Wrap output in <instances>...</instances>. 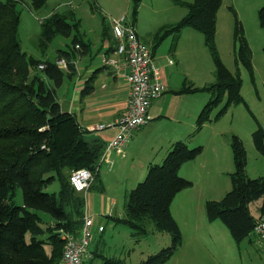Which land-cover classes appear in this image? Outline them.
Masks as SVG:
<instances>
[{"label":"trees","instance_id":"1","mask_svg":"<svg viewBox=\"0 0 264 264\" xmlns=\"http://www.w3.org/2000/svg\"><path fill=\"white\" fill-rule=\"evenodd\" d=\"M170 1L187 7V13L176 22L160 26L155 38L159 41L173 33L176 40L183 27L195 28L204 33L205 43L216 66L214 82L201 87L183 85L177 90V93L199 90L211 93V98L196 118L197 131L205 122L220 118L231 104L241 102L247 105L240 94L239 72L232 73L227 69L214 45L216 14L221 0ZM45 2L30 0L34 8H40ZM16 4V0H0V264H58L63 250L59 232L70 230V204H74L81 219L70 233L80 229L85 214L84 196L70 184V171L82 167L91 170L93 181L88 189L102 190L98 163L105 143L98 138H87L86 129L72 113L62 110L56 99V88L62 84L64 75L72 70V56L85 53L89 42L83 39L80 22L72 10L54 11L41 22L38 46L44 51L59 34L72 36L73 51L57 49L54 60L28 56L21 50L18 41L19 12ZM258 20L264 26V5L258 10ZM102 30L104 38L109 29L103 27ZM236 42L239 44L238 48H234L235 62L242 63L253 77L251 50L238 21ZM150 48L153 53L154 43ZM111 49L109 47L107 51ZM61 58L66 61L67 72L56 63ZM40 63L45 64L39 69L41 75H31ZM94 79L95 73L84 83L81 96L93 91ZM225 95L224 105L211 119L212 111ZM252 137L257 151L264 154V130L259 124ZM230 146L235 167L229 174L231 188L220 199L206 200L205 211L209 221L220 220L233 240L239 242L253 234L255 221L264 216V175L248 177L246 150L237 135L231 134ZM201 152L202 145L190 148L183 140L171 143L163 160L150 163L144 179L127 192L123 215L112 217L117 223L127 225L136 240L152 231L170 234V245L139 264H163L181 245V230L170 205L177 192L192 185L191 180L179 175L180 166L195 159ZM66 170H69L67 182ZM55 180L59 184L58 192L46 191L45 188ZM17 187L22 190L21 205L13 202ZM259 199V216L255 218L249 204ZM39 211L48 214L49 220H43ZM149 224H152V229L148 228ZM91 252L92 257L84 264H90L94 258V250ZM100 264L127 263L119 257L103 256Z\"/></svg>","mask_w":264,"mask_h":264},{"label":"rangeland","instance_id":"2","mask_svg":"<svg viewBox=\"0 0 264 264\" xmlns=\"http://www.w3.org/2000/svg\"><path fill=\"white\" fill-rule=\"evenodd\" d=\"M16 1V8L19 12L18 41L21 50L30 57L39 60H54L57 49L73 51L72 36L64 37L59 34L50 41L44 51L38 46L41 22L54 11L62 12L70 9L74 12L76 19L80 22L79 30L83 33L82 37L84 40L90 41L92 50L101 44L103 27L108 30L112 19L124 16L128 23L133 22L132 25L136 28L139 40L147 43L149 47H152L154 43L155 50L168 51V47L170 49L171 46H176L178 41L177 50L181 55V66L196 68L199 80L204 79L206 85L215 81L216 66L205 43L204 33L185 26L178 34V36L182 34V39L177 37L174 40L173 33L165 35L159 41L155 38L156 30L160 26L176 22L187 13L185 6L176 5L170 0H46L43 6L34 8L30 0ZM263 5L264 0H221L217 10L214 45L219 58L227 69L232 73L239 72L240 94L247 106L241 102L231 104L220 118L214 120L212 131L221 130L222 126L229 129L227 134L222 135L223 137L226 134L229 142L226 145V154L224 147L220 146L219 156H215L214 151L217 148L210 138L209 129L200 135L201 142H194L189 146L192 148L202 145V152L195 158V163H191L195 164V168H189L187 174L191 178L196 177L197 180L192 183L194 186L191 185L180 190L182 193L171 202L170 210L181 230L182 242L163 264H264V242L256 234H251L254 237L253 241L246 237L235 242L228 228L220 220L209 221L206 217L205 201L220 199L231 188L230 179H228L227 190L220 186L208 188L215 182L223 180L226 172L217 175L215 171H212L209 178L202 176V166L225 162L226 157L230 160V164L227 165L230 167L233 165V169H235L230 146L231 134H235L241 139L246 150L245 168L248 177L255 178L264 175V154L257 151L252 137L258 124L264 130V26H261L258 20V10ZM237 21L241 23L243 35L251 50L253 77L242 63L236 64L235 62L234 48H238L239 44V42L235 43ZM172 43L174 44L172 45ZM94 61L98 63L99 59L95 57ZM169 61L174 63L172 57ZM34 73L41 75V71L36 68L31 71V75ZM46 82L51 83L50 80H46ZM199 92H206L211 96L208 91ZM225 101L226 95L211 115H214ZM84 129L87 132L90 131L88 128ZM197 160L201 161L202 165H196L198 164L196 162H199ZM104 170V166L101 167L102 183L104 182L105 189H108L115 197L113 205L115 210L111 208L113 216L123 215L127 192L142 181L145 176L138 178L140 180L138 182L133 179L127 182L126 179V186L123 184L114 188V183L111 182L110 185L111 180L105 182L104 173L107 171ZM68 173L69 170H66V182ZM213 177L215 181H213ZM97 182L99 183V181ZM124 187L127 190L124 191ZM45 190L57 193L59 190L58 181L52 182ZM93 190L97 191L95 188ZM13 202L17 205H21L23 202L22 190L19 187L15 189ZM259 202L260 200H257L249 204V209L253 214L257 213L256 205ZM69 212L70 230L68 231L70 232L75 230L81 219L79 220L77 216L74 204H70ZM38 214L45 221L50 218L48 214L41 211ZM95 221L101 223L104 230L98 234L94 232V238L90 245L91 250H94V258L90 264H100L103 256L119 257L127 264H139L149 255L170 245L171 242L169 233L159 231H152L136 240L127 225L117 223L108 215H96ZM42 224L44 225V223ZM148 228L152 229V224H149ZM64 232L62 230L59 234Z\"/></svg>","mask_w":264,"mask_h":264},{"label":"crops","instance_id":"3","mask_svg":"<svg viewBox=\"0 0 264 264\" xmlns=\"http://www.w3.org/2000/svg\"><path fill=\"white\" fill-rule=\"evenodd\" d=\"M178 37L182 39L183 36L181 34ZM104 38L102 36L100 46H95L94 50H92L91 43L88 41L89 46L85 53H76L72 56L70 61L73 65L72 70L70 72L67 70L68 74H65L62 84L56 89V99L61 109L72 113L83 128H88L99 122H111L127 106L130 90L128 81L119 74V70L113 66L106 65L104 62L106 56L114 55L115 39H113L110 28L108 35H105ZM178 46L179 42L177 41L176 46H171L170 49L168 47V51L154 49V63L165 85V91L151 102L146 124L132 132L127 142L120 149L109 150L98 164L99 177L101 167L104 166V171H107L104 173V180L105 182L106 180H111L110 185L111 182L114 183V188L123 184L126 186V179L127 182L130 179L137 180L136 182L140 181L138 178L146 175L147 167L150 163H160L163 160L171 143L183 140L188 146H191L194 142H199L200 135L208 131V129L210 138H212L214 146L217 148L214 151L215 156H219L220 146L224 147L226 154V145L229 143L226 137L229 129L226 126H222L221 130L212 131L213 119L205 122L196 131V118L211 96L206 94V92H199L200 90L177 93V90L183 85L191 87L206 85V81H203L204 79L202 81L199 80L196 68H184L181 66V55L178 53ZM109 47L112 49L107 51ZM95 57L99 59L98 63H95ZM171 57L174 63H172L173 61L169 62ZM118 59L119 68H122V59ZM59 66L66 71V67ZM93 73H95L93 91L88 95L81 96L80 92L84 83ZM214 115H211V119ZM115 132L116 128L111 127L98 131H89L86 133V137L89 139L98 138L103 143H106L114 136ZM224 133L226 134L222 137ZM218 136H220L219 139H217ZM194 161L196 159L183 163L178 170L180 176L191 179L192 183L196 182L197 178H191L187 174L189 168H195V164H191L195 163ZM196 163H198L196 165H202L201 161ZM227 164H230V160L226 157L225 162L202 166V176L204 177L209 178L212 171H215L217 175L226 172L223 180L215 182L208 188L220 186L226 189L229 187V174L234 169L233 165L230 167ZM213 181H215L214 177ZM100 183L102 184L101 191L96 188L97 191L88 189L86 192H81L85 201L84 213L93 217L95 223L94 232L97 234L102 232L104 227L102 231H98L97 226L102 224L95 221L96 215L103 214L113 217L112 209L115 202L114 195L108 189H105L101 177ZM125 190H127L126 187H124ZM180 193L182 191L178 192L173 200ZM259 200L260 202L256 205L257 213L253 214L250 211L255 218L259 216L258 207L261 199ZM252 238L254 237L250 235L248 239L253 241L254 239Z\"/></svg>","mask_w":264,"mask_h":264},{"label":"built area","instance_id":"4","mask_svg":"<svg viewBox=\"0 0 264 264\" xmlns=\"http://www.w3.org/2000/svg\"><path fill=\"white\" fill-rule=\"evenodd\" d=\"M110 29L115 39L114 55L106 56L104 62L119 70V74L128 81L130 90L126 108L113 121L99 122L88 127L90 131L116 128L114 136L105 143L99 162L109 150L120 149L132 132L146 124L151 102L165 91L151 48L139 40L134 26L122 16L110 21ZM118 58L122 59V68H119ZM57 63L66 66L64 59L57 60ZM44 66V63H40L37 68L42 69ZM68 178L75 191L86 192L93 181V173L82 167L71 170ZM94 226L93 217L84 214L81 227L76 233L61 234L63 250L58 264H84L92 257L90 245L94 238ZM97 229L100 232L103 226L99 225ZM253 233L264 242V216L255 221Z\"/></svg>","mask_w":264,"mask_h":264},{"label":"clouds","instance_id":"5","mask_svg":"<svg viewBox=\"0 0 264 264\" xmlns=\"http://www.w3.org/2000/svg\"><path fill=\"white\" fill-rule=\"evenodd\" d=\"M61 59H63V58H61ZM57 60H59V59H57ZM57 60H56V63H57ZM64 61H65V59H64ZM58 64V63H57ZM65 64H66V61H65ZM59 65V64H58ZM66 67V66H65Z\"/></svg>","mask_w":264,"mask_h":264}]
</instances>
